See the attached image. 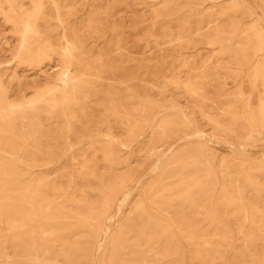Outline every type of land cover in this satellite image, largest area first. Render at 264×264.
I'll return each instance as SVG.
<instances>
[{
    "label": "rangeland",
    "instance_id": "rangeland-1",
    "mask_svg": "<svg viewBox=\"0 0 264 264\" xmlns=\"http://www.w3.org/2000/svg\"><path fill=\"white\" fill-rule=\"evenodd\" d=\"M262 32L264 0H0V264H264Z\"/></svg>",
    "mask_w": 264,
    "mask_h": 264
},
{
    "label": "bare ground",
    "instance_id": "bare-ground-1",
    "mask_svg": "<svg viewBox=\"0 0 264 264\" xmlns=\"http://www.w3.org/2000/svg\"><path fill=\"white\" fill-rule=\"evenodd\" d=\"M258 26V25H257ZM259 28V27H258ZM257 32H258V30H257ZM256 32V33H257ZM263 33V32H262ZM264 34V33H263ZM258 35H259V33H258ZM260 37V36H259ZM258 38V37H257ZM263 38V37H262ZM261 38V39H262ZM260 39V40H261ZM65 48V47H64ZM67 49V48H66ZM66 51V50H65ZM63 54H66V53H63ZM69 55V54H68ZM66 56V55H65ZM71 58V57H70ZM68 60V59H67ZM67 67H69V66H67ZM66 70H67V68H66ZM65 70V71H66ZM67 72V71H66ZM70 72H72V71H70ZM61 73H62V71H61ZM75 73V72H74ZM64 74V73H63ZM67 74V73H66ZM62 76V75H61ZM64 76V75H63ZM60 77V76H59ZM59 77H57V78H59ZM65 79H66V77H64ZM60 79V78H59ZM62 79V78H61ZM60 81V80H59ZM61 82H64V80L62 81L61 80ZM66 83V82H65ZM13 105V104H12ZM14 106V105H13ZM260 137V136H259ZM240 150V149H239ZM255 150V149H254ZM238 160V159H237ZM241 160V159H240ZM128 195H129V193H125L124 195H123V199L118 203V205H117V208H116V213L117 212H119L120 211V209H121V207H122V205H123V203L125 202V200H127V197H128ZM107 205H109V204H107ZM108 207V206H107ZM106 211V210H105ZM115 212H114V214H115ZM115 215H113L112 214V216L110 217V219H109V221H111L112 220V218L114 217ZM108 228V227H107ZM107 228H106V230H107ZM99 254V253H98ZM99 256V255H98ZM98 256H97V258H98ZM97 261H98V259H97Z\"/></svg>",
    "mask_w": 264,
    "mask_h": 264
}]
</instances>
